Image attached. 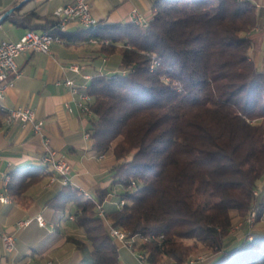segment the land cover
<instances>
[{"label":"trees","instance_id":"16d2710c","mask_svg":"<svg viewBox=\"0 0 264 264\" xmlns=\"http://www.w3.org/2000/svg\"><path fill=\"white\" fill-rule=\"evenodd\" d=\"M259 14L249 0H152L146 26L80 27L99 55H119L118 69L87 82V130L95 153L112 156L109 185L89 195L62 184L46 202L82 230L66 235L80 264H120L108 224L138 239L132 249L148 264H185L199 246L214 253L206 264H264V229H233L264 210V70L249 36ZM34 19L11 21L33 29ZM42 30L61 37L56 20ZM5 116L0 108V125ZM45 172L14 169L6 193L27 204L24 192Z\"/></svg>","mask_w":264,"mask_h":264},{"label":"crops","instance_id":"0c3cea01","mask_svg":"<svg viewBox=\"0 0 264 264\" xmlns=\"http://www.w3.org/2000/svg\"><path fill=\"white\" fill-rule=\"evenodd\" d=\"M73 1L0 0V17L13 9L8 14L10 19L0 20V25L5 20L9 22L5 27L6 36L0 40H18L28 29L14 24L13 16L20 17L32 11L39 19L30 24L36 25L34 30H42L43 25H50L55 20V7ZM249 1L260 11L256 26L249 34L252 41L250 57L258 69L264 70V0ZM89 8L100 23H125L132 21L133 9L148 19L152 13V0H89ZM80 27L78 21L69 20L61 30V37L52 42L49 52L24 51L15 57L19 72L0 104L7 109L30 107L43 125L41 133H36L31 122L7 119L6 116L0 125V197H9L7 201L0 200V232H10L15 238V248L10 253L4 251L0 240V264L81 263V252L66 239V235L82 236V230L74 225L72 215L61 221L66 212L63 214L46 203L62 186L59 181L47 185L49 167L40 161L46 147L67 160L70 165L68 183L84 193L94 195L97 187L109 185L108 168L113 162L112 156L109 152L101 157L95 153L92 138L86 136L91 115L80 110L76 104L77 95L64 80L70 78L80 82L82 74L91 76L98 71L114 70L109 63L114 55L106 58L99 55L94 41L85 39L87 34L79 33ZM73 63L78 64L79 72L70 70ZM30 166H43L46 172L26 189L24 195L28 203L22 204L6 193V176L16 168ZM117 191L118 187H113L107 194L103 201L105 207L114 205ZM38 215L44 220L43 226L36 220ZM19 220L29 222L18 226ZM117 246L120 247L118 243Z\"/></svg>","mask_w":264,"mask_h":264},{"label":"built area","instance_id":"2783aa9c","mask_svg":"<svg viewBox=\"0 0 264 264\" xmlns=\"http://www.w3.org/2000/svg\"><path fill=\"white\" fill-rule=\"evenodd\" d=\"M53 15L56 20L57 26H64L69 20H76L81 26L88 24L98 23L90 12L89 0H74L72 3L59 5L53 10ZM131 18H141L142 21L148 22V19L142 17L135 9L131 11ZM60 37H45V30L25 31L18 40L1 39L0 40V102L5 95L6 89L12 85L13 78L18 75V68L15 62V57L24 51H37L47 53L50 51V47L53 41ZM70 70L79 72V66L76 63L71 64ZM90 75L82 74V81L75 82L73 79L66 78L64 84L70 87V90L77 95L76 104L80 110L91 115L92 110L90 104L92 96L90 94H81V87H83ZM7 119H18L21 122H31L32 128L36 133H41L43 121L37 119L30 107H13L12 114L6 115ZM89 136V132L86 133ZM46 143V141H45ZM103 156L102 154L99 157ZM41 163L49 164L50 166H57V174H50V183L59 181L61 184H68L70 165L67 160L62 156H57L56 152L50 147H46L45 151L41 155ZM256 193V192H255ZM1 201H6L4 196L0 197ZM122 204V203H120ZM98 214L103 216L102 204L97 205ZM255 211H251L246 221L250 223L253 218ZM72 217V216H71ZM36 220L39 225H44L43 218L38 215ZM29 220L17 221L18 226L28 224ZM248 223V224H249ZM108 232L110 236L122 247H126L131 251L133 240L132 237H127L126 232L119 228L108 224ZM0 240L2 242L3 249L6 253H10L15 248V238L12 233L7 231L0 232ZM137 259L143 263L145 258L142 256V252H134ZM198 259L188 258L185 264H195ZM50 264V261L47 262Z\"/></svg>","mask_w":264,"mask_h":264},{"label":"rangeland","instance_id":"374dc122","mask_svg":"<svg viewBox=\"0 0 264 264\" xmlns=\"http://www.w3.org/2000/svg\"><path fill=\"white\" fill-rule=\"evenodd\" d=\"M8 25H9V22L6 20L1 23V25H0V37L6 36L5 27H7ZM85 34L89 35V32L87 31ZM117 60H118L117 54H115L112 58H110L109 63H110V66L112 69H118V61ZM66 216H67V213H65V216H63L61 221L65 220ZM257 218L258 219H256V213H254V216L250 220V223L248 221H246V218H245V220L242 219L243 221L242 220H238V221L234 220V224H233L234 232L238 233V235H242L244 232V229H246L245 231H247L249 229L250 230L251 229L256 230L258 228L264 229V210H262L261 214ZM238 235L236 234L235 236H238ZM135 241H138V239L135 238ZM195 251L196 252H194L192 255L189 256V258L198 259L195 264H206L214 256V253L212 251L204 249L201 246H199L197 248V250H195ZM134 252H136V251H131L130 249H128L126 247L120 246L118 248L119 261L121 262L120 264H148L147 261H144L143 263H141L137 259L136 254H134ZM160 264H173V261L170 259H165Z\"/></svg>","mask_w":264,"mask_h":264},{"label":"bare ground","instance_id":"6f19581e","mask_svg":"<svg viewBox=\"0 0 264 264\" xmlns=\"http://www.w3.org/2000/svg\"><path fill=\"white\" fill-rule=\"evenodd\" d=\"M131 20L133 22H135L136 24H140L142 26H146V22L142 21L141 18H131ZM57 27H59L60 30H62L64 28V26H57ZM83 27H87V28L94 27V23L85 25ZM26 31H35V30L27 29ZM45 37H60V35L59 34H52V33L48 32V31H45ZM91 40L94 41V39H92V38H91ZM89 79H90V76L87 78V81H86L85 85L83 87H81V94H88V92H87V82H88ZM0 108L7 115L12 114V109H7V108L3 107L1 104H0ZM44 164L47 167H49L48 163H44ZM50 174H57V166H50V171L47 174V185H49V183H50ZM8 178H9V176H6V181H8ZM3 196L5 197L6 201L9 200V197L7 195H3ZM121 202L122 201H120L119 203H121ZM132 238H133V240H135L134 237H132ZM142 256H143V258H145L144 254H142Z\"/></svg>","mask_w":264,"mask_h":264},{"label":"water","instance_id":"95a60500","mask_svg":"<svg viewBox=\"0 0 264 264\" xmlns=\"http://www.w3.org/2000/svg\"><path fill=\"white\" fill-rule=\"evenodd\" d=\"M12 10H13V9L10 8V9H8L7 11H5V12L1 15L0 20H1L4 16L8 15Z\"/></svg>","mask_w":264,"mask_h":264}]
</instances>
